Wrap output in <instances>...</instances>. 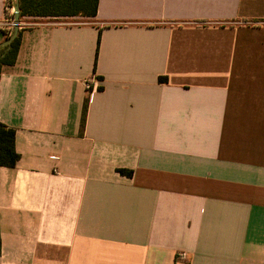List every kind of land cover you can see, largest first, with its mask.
I'll use <instances>...</instances> for the list:
<instances>
[{
    "label": "crops",
    "instance_id": "obj_1",
    "mask_svg": "<svg viewBox=\"0 0 264 264\" xmlns=\"http://www.w3.org/2000/svg\"><path fill=\"white\" fill-rule=\"evenodd\" d=\"M20 29L0 264H264V0H99Z\"/></svg>",
    "mask_w": 264,
    "mask_h": 264
},
{
    "label": "trees",
    "instance_id": "obj_2",
    "mask_svg": "<svg viewBox=\"0 0 264 264\" xmlns=\"http://www.w3.org/2000/svg\"><path fill=\"white\" fill-rule=\"evenodd\" d=\"M99 0H20V17L26 16H88L97 15ZM14 17V16H13ZM13 30L6 31L5 38ZM22 29L18 36L7 46L0 49V74L6 65L15 64L21 46ZM160 80H166L165 77ZM88 100V99H87ZM84 106V120L87 111ZM20 159L16 150V129L0 121V166L13 168ZM121 174L131 176L133 170L119 169Z\"/></svg>",
    "mask_w": 264,
    "mask_h": 264
},
{
    "label": "water",
    "instance_id": "obj_3",
    "mask_svg": "<svg viewBox=\"0 0 264 264\" xmlns=\"http://www.w3.org/2000/svg\"><path fill=\"white\" fill-rule=\"evenodd\" d=\"M13 8H14L15 27H14L12 34L9 37L0 41V49L9 45L18 36L20 32V28H21L20 0H13Z\"/></svg>",
    "mask_w": 264,
    "mask_h": 264
},
{
    "label": "built area",
    "instance_id": "obj_4",
    "mask_svg": "<svg viewBox=\"0 0 264 264\" xmlns=\"http://www.w3.org/2000/svg\"><path fill=\"white\" fill-rule=\"evenodd\" d=\"M7 11H8V16L10 17L11 21H10V25L14 28L15 27V20H14V8H13V0H8L7 3ZM21 25V22H20ZM93 85H94V80H88L85 82V87L88 91L93 89ZM182 256L186 257L185 253H182Z\"/></svg>",
    "mask_w": 264,
    "mask_h": 264
}]
</instances>
